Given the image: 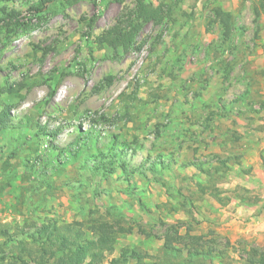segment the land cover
Listing matches in <instances>:
<instances>
[{
	"label": "rangeland",
	"instance_id": "1",
	"mask_svg": "<svg viewBox=\"0 0 264 264\" xmlns=\"http://www.w3.org/2000/svg\"><path fill=\"white\" fill-rule=\"evenodd\" d=\"M37 1L0 0V15ZM263 2L54 0L30 34L0 30V110H9L0 126V242H31L41 224L98 222L117 236L99 264H135L121 257L127 249L147 253L148 264L163 257L164 242L168 264H186L194 248L200 264H244L253 248L264 250L229 240L219 211L264 194V178L253 181L254 166L264 173ZM149 4L162 21L139 20L127 51L99 43ZM217 9L231 15L229 38ZM77 139L90 157L112 144L117 162L94 172L90 157L70 153ZM0 264L21 263L7 255Z\"/></svg>",
	"mask_w": 264,
	"mask_h": 264
},
{
	"label": "trees",
	"instance_id": "2",
	"mask_svg": "<svg viewBox=\"0 0 264 264\" xmlns=\"http://www.w3.org/2000/svg\"><path fill=\"white\" fill-rule=\"evenodd\" d=\"M54 3V0H38L36 4L29 6L24 12H18L15 10L2 11L0 15V30L21 35H28L35 31L41 24L47 20V9ZM142 13L141 6L138 7L133 13L134 17L129 18L125 23H115L102 37L99 39L100 44H106L111 48L121 47L124 51H127L133 43L136 33L141 29V25L146 22H154L156 24L161 23V9L160 7H151ZM169 13L170 9L167 7ZM259 10L264 11V2L259 3ZM257 10V9H256ZM259 11L257 10V13ZM256 13V11H255ZM256 15L258 16L259 14ZM215 16L218 18V22L222 28V34L224 38H229L232 32L231 15L228 12H224L221 9L215 10ZM256 16V17H257ZM141 23H137L138 21ZM94 22V16L87 24V31L90 34L92 31V25ZM2 108L0 110V126L5 128L8 124V112L9 110ZM38 127V131L43 128ZM52 137L54 135L50 134ZM86 135L83 137L85 138ZM115 141L116 137H111ZM79 139L75 140L74 144H70V153L75 158L90 157L84 154L83 149L80 148ZM78 145V146H77ZM112 144L103 146V150L96 149V154L92 155L90 162L95 164L93 171H103L112 162H117V159L111 154L110 147ZM60 151H63L62 149ZM89 153L88 150H86ZM89 155V154H88ZM119 168L123 171L122 174L128 177L127 170L124 163L119 162ZM89 169V168H88ZM96 226H88L84 229L81 223H63L58 224L56 222L51 225L41 224L32 235L31 242L26 240L11 241L9 243L0 242V261L4 259V256L9 255L18 263L24 264L28 261H35L34 264H47V259L54 258V264H83L85 259L88 260V264H99L106 255H110L114 251V245L116 243V232H113L109 228L105 227L104 223H98ZM88 232L90 233H87ZM5 232L0 231V236H4ZM8 249V250H7ZM172 247L167 242H164L163 257L156 261H149L148 264H168L170 259V253ZM7 250V251H6ZM9 251V254L7 253ZM174 251V250H173ZM175 252V251H174ZM178 250L177 253H180ZM205 256H209L211 250L203 252ZM121 257L128 256V258L135 259V264H145L144 259H151L147 253H137L136 250H122ZM202 251L196 248L193 252H187L186 264H200L197 258H200ZM167 263H166V262ZM244 264H264V250H258L253 248L246 255Z\"/></svg>",
	"mask_w": 264,
	"mask_h": 264
},
{
	"label": "crops",
	"instance_id": "3",
	"mask_svg": "<svg viewBox=\"0 0 264 264\" xmlns=\"http://www.w3.org/2000/svg\"><path fill=\"white\" fill-rule=\"evenodd\" d=\"M253 170L255 183L264 178V173L256 166ZM218 207L220 206L218 205ZM219 211L223 213V217H221V226H224L223 234L229 240L243 238L264 248V194L250 205L231 201L221 207Z\"/></svg>",
	"mask_w": 264,
	"mask_h": 264
}]
</instances>
